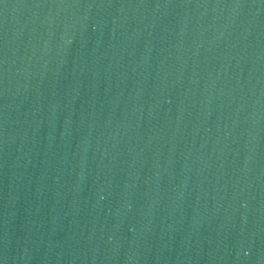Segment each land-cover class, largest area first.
Returning a JSON list of instances; mask_svg holds the SVG:
<instances>
[{
  "label": "water",
  "instance_id": "obj_1",
  "mask_svg": "<svg viewBox=\"0 0 264 264\" xmlns=\"http://www.w3.org/2000/svg\"><path fill=\"white\" fill-rule=\"evenodd\" d=\"M0 264H264V0H0Z\"/></svg>",
  "mask_w": 264,
  "mask_h": 264
}]
</instances>
